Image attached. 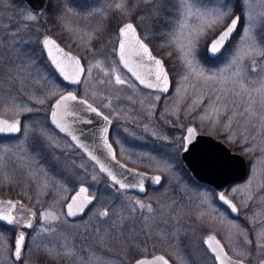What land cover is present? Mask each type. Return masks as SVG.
I'll return each instance as SVG.
<instances>
[{
	"label": "rangeland",
	"instance_id": "1",
	"mask_svg": "<svg viewBox=\"0 0 264 264\" xmlns=\"http://www.w3.org/2000/svg\"><path fill=\"white\" fill-rule=\"evenodd\" d=\"M51 1L50 12L38 14L21 0H0V115L22 122L19 135H0V197L22 200L13 222L0 223V264H132L157 252L174 264H217L204 243L211 232L230 254L264 260V0ZM237 8L236 37L208 61L210 40ZM127 20L166 60L169 95L142 87L118 62V28ZM49 29L85 62L80 84L59 79L41 57ZM68 89L116 120L118 157L163 174L160 187L144 195L119 189L51 125L50 105ZM191 123L249 161L246 178L226 192L239 216L182 166ZM82 184L92 200L70 220L64 205Z\"/></svg>",
	"mask_w": 264,
	"mask_h": 264
},
{
	"label": "water",
	"instance_id": "2",
	"mask_svg": "<svg viewBox=\"0 0 264 264\" xmlns=\"http://www.w3.org/2000/svg\"><path fill=\"white\" fill-rule=\"evenodd\" d=\"M38 14H43L50 0H21ZM241 23L240 13L234 14L228 23L210 40L207 54L215 59L223 54L228 44L237 34ZM116 57L120 65L142 87L169 94L173 79L162 56L157 55L150 44L141 36L136 24L129 20L120 25ZM41 46L57 75L69 85H78L86 73V64L77 53L66 48L54 35L46 33L41 38ZM51 125L70 138L85 155L96 163L100 172L112 184L141 195L148 188H158L164 181L163 174L128 164L117 155V149L110 137L114 119L102 111L88 98L68 89L60 93L51 103L49 115ZM22 131L20 118L10 119L0 115V135L17 136ZM184 166L198 183L212 186L220 203L228 207L233 216L239 215L238 204L227 195L230 185L246 178L249 162L239 151L233 150L221 138L201 132L194 123L187 126L180 153ZM89 187L82 184L65 203L68 219L78 220L92 198ZM11 197H0V221L11 224L16 216L17 203ZM33 213L25 220L30 227ZM26 240L21 231L14 243L13 256L21 257ZM204 243L214 255L217 264H264V260L252 263L229 253L215 233L204 236ZM132 264H174L163 252L141 255Z\"/></svg>",
	"mask_w": 264,
	"mask_h": 264
},
{
	"label": "flooded vegetation",
	"instance_id": "3",
	"mask_svg": "<svg viewBox=\"0 0 264 264\" xmlns=\"http://www.w3.org/2000/svg\"><path fill=\"white\" fill-rule=\"evenodd\" d=\"M127 21H129V20H127ZM132 21V20H131ZM126 22V21H125ZM135 23V22H134ZM123 24V23H122ZM120 27V26H119ZM119 29V28H118ZM139 32H140V30H139ZM141 34V33H140ZM142 36V35H141ZM143 37V36H142ZM236 37V36H235ZM235 37H233V39L235 38ZM144 38V37H143ZM145 39V38H144ZM233 39L231 40V42L233 41ZM146 40V39H145ZM147 41V40H146ZM148 42V41H147ZM230 42V43H231ZM149 43V42H148ZM230 43L228 44V46L230 45ZM150 44V46H151V48H152V50L155 52V50L153 49V47H152V44L151 43H149ZM228 46H227V48H228ZM227 48H226V50H227ZM225 50V51H226ZM225 51L223 52V54L225 53ZM156 54H157V52H155ZM222 54V55H223ZM157 55H159V54H157ZM221 55V56H222ZM207 56H208V54H207ZM221 56H219L218 58H215V59H212V58H210L209 56H208V58H210L211 60H218ZM117 58V57H116ZM165 60V59H164ZM165 63L167 64V62H166V60H165ZM167 67H168V65H167ZM170 71V70H169ZM172 76V75H171ZM172 79H173V77H172ZM173 85H174V80H173V84H172V89H173ZM145 88V87H144ZM148 89V88H147ZM172 89H171V91H172ZM151 90V89H150ZM155 91H157V90H155ZM171 91H170V93H171ZM160 92V91H159ZM169 93V94H170ZM169 94H166V95H169ZM164 95V94H163ZM97 105V104H96ZM98 106V105H97ZM98 107H100V106H98ZM101 108V107H100ZM102 109V111L103 112H105V113H107L106 111H105V109H103V108H101ZM107 115H109L108 113H107ZM116 120H114V123H113V125H112V127H111V131H110V137H111V139H112V141H113V143L115 144V146H116V149H117V155H118V147H117V145H116V143H115V141L113 140V127L116 125ZM187 128V127H186ZM185 131H186V129H185ZM61 133V132H60ZM62 134V133H61ZM185 134V133H184ZM63 136H65L74 146H75V148L80 152V153H82V155H84L88 160H90L86 155H85V153H83L71 140H70V138L69 137H67L66 135H64V134H62ZM184 136V135H183ZM183 147V146H182ZM180 153H181V151H180ZM181 157V156H180ZM122 160V159H121ZM182 160V159H181ZM94 165H95V167L100 171V169L98 168V166L96 165V163L95 162H93L92 160H90ZM124 161V160H123ZM125 162V161H124ZM126 163H128V162H126ZM128 164H130V163H128ZM131 165H133V164H131ZM135 166V165H134ZM182 166L187 170V168L184 166V164H183V162H182ZM138 167V166H137ZM141 168V167H140ZM188 171V170H187ZM188 173H189V171H188ZM190 174V173H189ZM191 176V175H190ZM201 184V183H200ZM206 185H208V184H206ZM210 186V185H209ZM212 187V186H211ZM150 188H152V187H149L148 188V190L150 189ZM213 188V187H212ZM214 189V188H213ZM214 191H215V189H214ZM216 192V191H215ZM217 194V193H216ZM218 199V198H217ZM18 203H21V202H18ZM18 203H17V205H18ZM239 216V215H238ZM208 248V247H207ZM209 250V249H208ZM210 251V250H209ZM157 253H159V252H157ZM211 253V252H210ZM156 254V253H155ZM212 254V253H211ZM152 255H154V254H152ZM213 255V254H212ZM232 255V254H231ZM141 256V255H140ZM148 256H151V255H148ZM234 256V255H233ZM139 257V256H138ZM237 257V256H236ZM137 258V257H136ZM213 258H214V255H213ZM135 260V259H134ZM133 260V261H134ZM214 260H215V258H214ZM216 261V260H215ZM133 263V262H132Z\"/></svg>",
	"mask_w": 264,
	"mask_h": 264
},
{
	"label": "trees",
	"instance_id": "4",
	"mask_svg": "<svg viewBox=\"0 0 264 264\" xmlns=\"http://www.w3.org/2000/svg\"><path fill=\"white\" fill-rule=\"evenodd\" d=\"M17 2H20V0H16ZM52 5H53V2L50 0V3H49V6H48V8H47V10L45 11L46 12V14L47 13H49L50 12V10H51V8H52ZM44 12V13H45ZM237 12H240V10H239V8H237L236 9V12L235 13H237ZM51 18V22L52 23H54V24H56L57 23V20H56V16H50L49 17V19ZM241 23H242V20H241ZM49 33H51V34H53L56 38H58L61 42L63 41V40H61L60 38H59V36H57L56 35V33H54L53 32V30H51V29H49V31H48ZM39 52L41 53V57L43 58V60H47V58H46V55H45V53H44V51H43V49H42V47L40 48V46H39ZM208 59V61H210L211 59L210 58H207ZM212 61V60H211ZM54 70V69H53ZM59 79H61L60 77H59ZM56 98V97H55ZM7 196H11V197H14V195H7ZM15 198V197H14ZM0 223H2V222H0ZM4 224V223H3ZM6 225V224H5ZM124 232H125V230H124ZM135 251H133V250H131L130 252H129V254H128V260H130V258H132V256H134L135 255ZM138 256V255H137ZM136 258V257H135Z\"/></svg>",
	"mask_w": 264,
	"mask_h": 264
}]
</instances>
